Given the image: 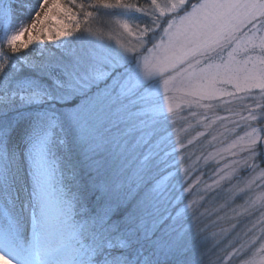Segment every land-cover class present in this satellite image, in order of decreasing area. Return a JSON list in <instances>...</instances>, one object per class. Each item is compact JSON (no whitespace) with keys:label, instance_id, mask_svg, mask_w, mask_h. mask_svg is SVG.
Returning a JSON list of instances; mask_svg holds the SVG:
<instances>
[{"label":"snow or ice","instance_id":"1","mask_svg":"<svg viewBox=\"0 0 264 264\" xmlns=\"http://www.w3.org/2000/svg\"><path fill=\"white\" fill-rule=\"evenodd\" d=\"M0 264H264V0H0Z\"/></svg>","mask_w":264,"mask_h":264},{"label":"rangeland","instance_id":"2","mask_svg":"<svg viewBox=\"0 0 264 264\" xmlns=\"http://www.w3.org/2000/svg\"><path fill=\"white\" fill-rule=\"evenodd\" d=\"M48 2L49 4H51L52 0H48ZM63 2L65 1L63 0ZM147 3L148 0H143L142 5H146ZM25 23L28 25V32L24 33V35L22 36V40L25 43H27L30 37L35 39V37L39 34L40 28L43 27L44 25L37 23L36 27L33 28L31 26L30 21H25ZM44 23L47 24L46 21ZM217 114L220 116H229V113L226 111H219ZM243 114L246 115L247 113H243ZM238 119L239 117L230 116L229 121H226L225 123H221L220 121H217L210 130H205L203 128L200 129L201 131H211L213 135L217 136V140L212 141L211 136H209L207 139L200 137L199 138L200 143H197L195 148H191V147L189 148L188 154L191 156L192 153H195V156H192L191 159L186 160L184 162V167L191 169L190 176L192 177L193 180L199 178L208 183H211V180L209 179V175L213 170V168L215 167L214 161L211 158L207 159V161L205 159H197V158L200 156L209 157L210 153H214V147L219 148L222 147L225 142L230 143L231 140L234 139L232 133L228 131L229 129L232 128V124L230 123V121L238 120ZM192 123L195 124V121H192ZM194 135L195 133H192V136ZM240 135H243V133L241 132ZM192 136H189L188 138L191 139ZM185 143H187V141H185ZM212 145H214V147ZM216 158L219 159V157ZM199 169H203L205 175L201 176L198 171ZM193 187L195 188L196 185L194 184ZM208 207L211 208L212 205L209 204Z\"/></svg>","mask_w":264,"mask_h":264},{"label":"trees","instance_id":"3","mask_svg":"<svg viewBox=\"0 0 264 264\" xmlns=\"http://www.w3.org/2000/svg\"><path fill=\"white\" fill-rule=\"evenodd\" d=\"M65 2L64 3H67V0H64ZM128 2H131V3H139L142 5V2L143 0H128Z\"/></svg>","mask_w":264,"mask_h":264}]
</instances>
